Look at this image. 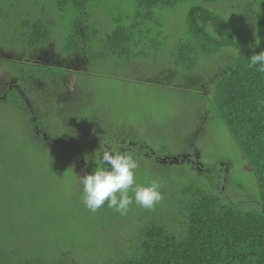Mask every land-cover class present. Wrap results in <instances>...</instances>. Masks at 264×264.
Returning <instances> with one entry per match:
<instances>
[{
	"label": "rangeland",
	"instance_id": "rangeland-1",
	"mask_svg": "<svg viewBox=\"0 0 264 264\" xmlns=\"http://www.w3.org/2000/svg\"><path fill=\"white\" fill-rule=\"evenodd\" d=\"M237 2L227 3L233 9H223L226 4L215 8L201 0H185L173 8L153 9L148 19L140 17L142 10H137L134 0H91L81 12L67 3L58 6L56 0H0L4 85L13 78L23 77L25 82L26 77L45 72L41 66L12 60V55L29 57L24 21L45 27L63 57L68 55V40L77 34L73 24L79 18L90 28L84 35L91 41L89 63L66 72L79 90V101L65 100L75 105L68 110L69 119L57 113L60 106L55 101L45 99L48 90L42 95L30 90L29 104L21 98L0 100V264H114L128 258L139 238L137 231L151 220L167 224L180 188L207 173L221 172L224 162L230 164L227 193L232 198L247 196L245 192L235 196L234 191L249 182V165L203 93L208 90L207 75L219 62L198 55L191 72L205 77L206 86L199 90L200 81L174 74L171 54L186 37L192 6L203 5L229 22L246 25L241 14L248 8L234 7ZM118 27L131 32L123 54L111 50L105 40ZM91 29L97 30L95 37ZM33 113L49 139L36 134ZM64 142L75 146L77 157L91 172L105 151L132 153L139 164L136 183L156 180L162 200L152 209L133 204L126 215L107 203L90 212L82 203V184L77 179L86 175V168L73 159ZM185 154L196 158L204 171L189 160L153 158Z\"/></svg>",
	"mask_w": 264,
	"mask_h": 264
},
{
	"label": "trees",
	"instance_id": "trees-1",
	"mask_svg": "<svg viewBox=\"0 0 264 264\" xmlns=\"http://www.w3.org/2000/svg\"><path fill=\"white\" fill-rule=\"evenodd\" d=\"M89 1L56 0V4L62 6L67 3L81 12ZM134 1L137 10H142L140 17L151 19L153 9L173 8L185 0ZM201 1L215 8L219 4H226L223 9H233L227 3L238 1L234 7L244 4L248 8L246 11L252 15L250 20L246 11L242 13L246 25L238 26L203 5H194L186 18V37L178 41L171 53L174 74H180L192 82L200 81L198 89L206 86L205 77L191 72L198 62V55L213 57L214 61L219 62L207 75L208 90L203 93L212 113L227 128L249 165V182L239 185L234 191L235 196L244 192L247 196L232 198L227 193L230 164L222 163L221 172L207 173L201 179L181 187L177 198L175 196L174 209L169 211L171 219L168 223L164 224V220L148 221L137 231L139 238L134 243L132 256L114 264H264V73L249 67L248 60L251 55L264 51V0ZM81 21L79 18L73 24L77 34H73L65 46L66 57L55 50L45 27L37 21H24L23 26L27 30L25 52L29 53V57L9 55L13 56L15 62L41 66L45 72L28 76L25 82L23 77L13 78V82L7 85L0 81V100L2 96L10 100L21 98L29 104L30 90L40 91L39 95L48 90L50 94L45 99L55 101L60 106L57 113L65 120L69 119V111L74 110L75 105L68 101L65 103V100L79 101V90L72 75L66 72L84 68L82 66L89 63L87 47L91 41L84 35V30L88 28L90 31V28ZM91 30L95 37L97 30ZM105 40L111 50L123 54L131 40V32L126 27H118ZM221 56H224V60ZM58 70L61 73H57ZM15 82L16 87L13 85ZM9 85L12 88L9 89ZM81 102L83 104L84 100ZM72 113L70 119L74 121L77 116L75 112L74 116ZM33 116L37 124L39 117L34 113ZM38 126L44 132L43 136H38L49 139L45 129ZM53 144L57 146L60 142ZM71 145L67 146L74 155L73 159H77L81 167L85 166L86 174L92 173L79 160L75 146ZM153 157L162 161L172 156ZM182 157H178L179 160L185 159ZM197 165L200 171H204L202 165Z\"/></svg>",
	"mask_w": 264,
	"mask_h": 264
},
{
	"label": "clouds",
	"instance_id": "clouds-1",
	"mask_svg": "<svg viewBox=\"0 0 264 264\" xmlns=\"http://www.w3.org/2000/svg\"><path fill=\"white\" fill-rule=\"evenodd\" d=\"M248 60L249 67L264 73V51L251 55ZM138 168L139 164L130 152L105 151L100 154L99 164L92 173L77 176L82 184L84 207L95 213L107 203L108 208L120 215H126L133 204L145 209L154 208L163 198L161 185L156 180L147 185L137 184Z\"/></svg>",
	"mask_w": 264,
	"mask_h": 264
},
{
	"label": "flooded vegetation",
	"instance_id": "flooded-vegetation-1",
	"mask_svg": "<svg viewBox=\"0 0 264 264\" xmlns=\"http://www.w3.org/2000/svg\"><path fill=\"white\" fill-rule=\"evenodd\" d=\"M76 67H78L77 65H75ZM14 85V87H16L17 85H16V82L13 84ZM8 88L10 89V88H12V86H8ZM3 98H5V96H2ZM33 122H34V130H35V132H36V134L37 135H41V136H43V134H44V132L39 128V126H38V124H36L35 123V117L33 118ZM156 156V155H155ZM182 156H185V159H184V161H190L193 165H194V167H198V162H197V159L196 158H193V156L191 155V154H185V155H181L180 157H182ZM196 156V155H195ZM154 158V157H153ZM156 159V158H155ZM179 159V158H178ZM177 159V160H178ZM157 160H159V159H157ZM162 161H164V160H162ZM85 167V166H84Z\"/></svg>",
	"mask_w": 264,
	"mask_h": 264
},
{
	"label": "water",
	"instance_id": "water-1",
	"mask_svg": "<svg viewBox=\"0 0 264 264\" xmlns=\"http://www.w3.org/2000/svg\"><path fill=\"white\" fill-rule=\"evenodd\" d=\"M183 158H185V156H183L182 159H183ZM163 159H164V160H167V159H168V160H177L178 157H165V158H163ZM83 164H84V163H83Z\"/></svg>",
	"mask_w": 264,
	"mask_h": 264
}]
</instances>
